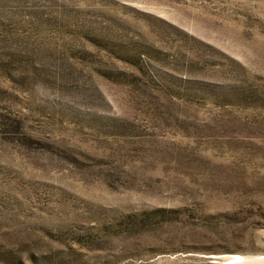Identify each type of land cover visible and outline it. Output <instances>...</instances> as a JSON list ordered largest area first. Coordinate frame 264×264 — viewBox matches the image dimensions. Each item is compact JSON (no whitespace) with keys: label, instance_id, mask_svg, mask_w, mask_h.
<instances>
[{"label":"rangeland","instance_id":"obj_1","mask_svg":"<svg viewBox=\"0 0 264 264\" xmlns=\"http://www.w3.org/2000/svg\"><path fill=\"white\" fill-rule=\"evenodd\" d=\"M0 264H264V0H0Z\"/></svg>","mask_w":264,"mask_h":264},{"label":"bare ground","instance_id":"obj_2","mask_svg":"<svg viewBox=\"0 0 264 264\" xmlns=\"http://www.w3.org/2000/svg\"><path fill=\"white\" fill-rule=\"evenodd\" d=\"M249 258H251V257H249ZM260 259V258H259Z\"/></svg>","mask_w":264,"mask_h":264}]
</instances>
